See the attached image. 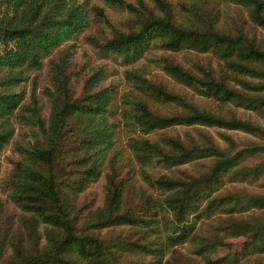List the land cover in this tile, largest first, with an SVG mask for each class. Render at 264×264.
<instances>
[{
	"label": "trees",
	"instance_id": "16d2710c",
	"mask_svg": "<svg viewBox=\"0 0 264 264\" xmlns=\"http://www.w3.org/2000/svg\"><path fill=\"white\" fill-rule=\"evenodd\" d=\"M104 1L125 12L128 25L99 44L101 52L134 66L161 50L151 62L218 109L175 92L145 66L125 71L131 91L122 117L147 187L139 185L134 172L119 169L118 154L108 159L116 143L118 124L109 115L118 85H105L100 68L77 91L69 53L51 59L92 29L96 18L109 23L102 9L78 0H0V157L19 126L31 129V137L15 145L19 160L1 185L15 211L9 214L0 200V264H182L184 256L189 264L190 258L199 264H262L264 195L225 188L264 177V159L245 164L264 155V127L232 110L264 116V0L178 6L170 0ZM224 5L241 11L234 24L226 22ZM181 51L211 55L217 66L187 69L174 58ZM47 61L45 119L38 87L29 91L27 83ZM167 104L175 110L161 111L158 105ZM210 130L221 131L220 140ZM228 132L263 143L241 148ZM207 160L196 172L181 170ZM102 178V205H82ZM123 228L130 231L121 238L101 236ZM234 239L245 240L239 251H232ZM226 248L227 255L216 257Z\"/></svg>",
	"mask_w": 264,
	"mask_h": 264
},
{
	"label": "rangeland",
	"instance_id": "374dc122",
	"mask_svg": "<svg viewBox=\"0 0 264 264\" xmlns=\"http://www.w3.org/2000/svg\"><path fill=\"white\" fill-rule=\"evenodd\" d=\"M81 4L87 6L88 9L93 7H97L102 9L106 17L108 18L109 23L98 21L97 18L94 21L93 28L88 30L81 36V38L75 42H69L65 48L58 50L54 53L51 59H58L60 56H63L66 53H69V73H71L72 87L79 91L78 84L80 85L81 90V82L85 80V76L93 73L100 68H103L106 71V82L105 85L114 84L118 85L117 95L114 97V113L109 115L110 121L112 123H117L118 128L116 130V143L108 152V159L113 157L115 154H118L119 157V169L123 171L124 175L127 173L134 172V175H131L138 179L139 185L147 187V184L140 179L139 170L140 166L133 159L132 153L129 149V141L130 137L133 135L130 133V129L125 126L127 123L122 117L123 108L126 107L125 101H127L126 96L130 93L131 88L128 85V82L125 79V71L132 69L134 67H147L150 69L154 76H158L162 78L165 83H167L175 92L185 93L189 99L193 102L197 103L203 108L217 110L218 106L216 103L212 101H207L203 97H199L192 90L181 86L180 84L173 81L170 77L165 75L162 71H160L153 62H151V58L162 55V51L158 49H154L151 53L145 55V57L134 66H126L124 62L118 57H111L105 55L101 52L99 48V44L104 43L105 39L110 38L115 30H125L127 28L128 23V15L112 6L108 5L104 0H78ZM132 3H136L137 0H128ZM173 1L174 4H178L179 2H186L190 0H170ZM178 6V5H177ZM225 7V15L226 22L229 24H234L238 17L242 15L241 11L237 7H233L230 5H224ZM178 8V7H177ZM236 19V20H235ZM94 39V40H93ZM72 47V48H70ZM65 49V50H64ZM61 53V51H63ZM174 58L182 64L187 69L197 70L201 65L206 66H217L216 61L212 58L211 55H202L190 51H181L179 53H174ZM35 79V80H33ZM37 86L36 90L37 98L42 105V113L43 117L47 119L49 117L50 112V102L47 96L44 94L46 88L50 87V63L47 61L42 70L32 73L31 81L27 83V89L29 91L32 90L33 87ZM153 103V102H152ZM161 111L164 113H170L175 110L176 105H158ZM233 111H236L238 116L245 119L250 120L254 123H257L264 127V116H260L257 113L246 111L244 109H236L232 107ZM210 132L218 139L221 131L218 130H210ZM230 136H232L238 143L241 144V148L250 144H261L263 143L259 138L250 136L248 134L242 132H228ZM31 137V129L24 126L18 127V133L15 137V141L11 143L3 152L0 157V200L6 205L9 214H13L15 209L9 201L8 193L3 190L1 187L2 182L6 180L10 173L13 170L14 161L19 160V155L16 154V146L18 142H22V140L29 139ZM223 145V143H222ZM264 159V155L256 156L248 159L245 164L248 166H254L260 163ZM210 160L195 162L190 165L183 166L181 170H187L196 172L201 169V165L210 164ZM105 178L100 179L98 182L92 184L87 192L84 194L83 199L81 201L82 205H102V201L104 198V187H105ZM227 190H242L247 191L252 194L264 195V177L259 181L250 183V182H238L235 184H227ZM130 230L129 228L116 229V230H103L101 236L106 237H117L121 238ZM244 239H234L230 240L232 251H239L243 243ZM186 253V252H185ZM229 253V249H221L220 252L216 255V257H223ZM187 254V253H186ZM191 257V256H190ZM189 258V257H188ZM188 258L185 256L182 258V264H189ZM193 258H190V264H199L196 261H192ZM260 262L264 264V256L260 258ZM242 264H247L243 261Z\"/></svg>",
	"mask_w": 264,
	"mask_h": 264
}]
</instances>
